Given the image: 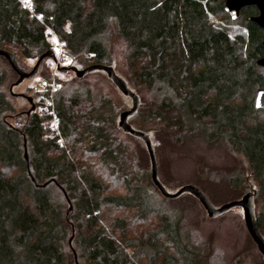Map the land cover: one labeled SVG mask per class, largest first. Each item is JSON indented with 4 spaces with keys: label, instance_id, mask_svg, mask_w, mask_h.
<instances>
[{
    "label": "trees",
    "instance_id": "16d2710c",
    "mask_svg": "<svg viewBox=\"0 0 264 264\" xmlns=\"http://www.w3.org/2000/svg\"><path fill=\"white\" fill-rule=\"evenodd\" d=\"M224 1L0 0V50L25 71L52 50L48 38L55 36L73 68L106 65L117 74L111 42H122L128 73L117 75L134 93L163 94L148 118L178 136L197 122L209 140L228 141L258 182L255 202L264 198V125L247 118L264 111L253 105L256 91L264 90V68L257 65L264 30L247 20L258 14L255 7L232 21ZM221 14V22H240L242 31L229 33L211 21ZM0 62V264H75L72 249L78 264H196L198 253L181 238L178 209L157 206L177 199L162 197L151 174L108 168L125 155L122 143L110 144L107 101L73 89L75 80L60 83L53 99L56 134L47 118L16 107L18 75L4 57ZM256 224L263 235L264 214ZM131 225L142 231L130 236Z\"/></svg>",
    "mask_w": 264,
    "mask_h": 264
},
{
    "label": "rangeland",
    "instance_id": "374dc122",
    "mask_svg": "<svg viewBox=\"0 0 264 264\" xmlns=\"http://www.w3.org/2000/svg\"><path fill=\"white\" fill-rule=\"evenodd\" d=\"M223 18L224 16L221 14L218 18L212 17L211 21L223 25L224 29L229 33L238 34L242 31L240 22H221ZM48 42L53 53L57 52V38L50 36ZM111 43L110 51L111 57L115 60L114 67L117 74L125 78L128 73L124 53L125 47L118 40ZM59 47L62 52L60 44ZM60 59L59 68L72 67L73 62L66 58L64 54ZM55 63L56 59L53 61L46 58L33 78L25 79L20 84L13 86L12 92L19 96L15 101L16 107L19 110L29 109L30 112L32 100L41 96L35 89L42 82H54L57 89L60 83L75 80L76 84L70 85L73 89L84 88V91H90L98 100L108 102L105 103L107 104V110L110 112L106 114V117L109 122H114L110 135L115 140L110 144L114 147L122 143L123 147L120 153L125 155V160L122 157L120 159L118 156L119 160L116 159V163L109 164L108 168L121 167L130 174L137 173L138 177L143 178L147 174L150 178V161L145 145L123 134L118 128L119 115L123 111L132 108L131 100L122 95L103 72H91L79 79L73 72L67 71L63 73L59 69L55 71ZM33 66L34 63L29 64L25 71L29 72ZM3 69L4 67L0 62V73ZM77 69L81 70V67L77 66ZM56 89L53 93V99ZM133 91L140 97V107L138 113L133 119L129 120V123L136 127L141 125L150 136L155 138L157 142L155 151L158 164L157 179L167 192L175 193L183 186L192 185L199 188L215 208H219L226 203L240 201L244 195L252 193L259 186L257 185L258 182L253 179L248 162L236 149L229 145L228 141L216 142V140H209L208 136H203L201 132L203 126L197 122L191 123L190 126L188 125L186 131L180 136L177 135L174 129L172 134H169L168 131L163 132L161 130L163 125L151 120L147 115L153 103H160L163 98L162 92L152 89L151 92L146 91L139 94L135 89ZM29 98H32L31 103L28 101ZM236 102L239 103L240 100ZM168 115L173 117L176 113ZM251 118H254V122L264 125V111H259L252 117H248L249 121L247 124L251 121ZM48 120L50 122V119ZM50 124L53 125L51 122ZM209 129L213 131L210 126ZM63 144L65 147V141ZM65 149L67 152V147ZM69 157L71 156L69 155ZM107 160H109L108 157ZM233 180L237 182L235 187L232 186ZM143 181L146 183L145 180ZM114 186H116V190L119 193L125 192L122 186ZM254 203L255 216L257 218L264 214L263 196H256ZM159 205L164 209H178L175 214H178V217L181 218V238L183 244L190 251L198 253L196 264H264V258L258 252L247 231H245L241 208L234 207L216 219H209L198 200L188 193H184L176 202L168 203L163 201L159 204L157 203V206ZM150 222L147 224V228H153L155 222ZM130 227V236L142 231L140 227H133L132 225Z\"/></svg>",
    "mask_w": 264,
    "mask_h": 264
},
{
    "label": "water",
    "instance_id": "95a60500",
    "mask_svg": "<svg viewBox=\"0 0 264 264\" xmlns=\"http://www.w3.org/2000/svg\"><path fill=\"white\" fill-rule=\"evenodd\" d=\"M250 6L255 7L258 11V14L256 16L248 18L247 20L253 22L259 28L264 30V0H225L223 10L226 14H228V16L232 21H235L239 19L241 10L244 9L245 7H250ZM262 46L264 48V42L262 43ZM0 57H4L11 66V68L13 69V71L18 75V80L16 81L15 85L20 84L25 79L33 78L37 74L41 61H43L44 59L49 58L53 61L55 60L53 51L49 50L37 60L32 70L27 73L18 67L15 58L13 57V55L9 54L8 52L0 50ZM257 65L259 67L264 68V57L257 61ZM59 71L63 73H66L67 71L73 72L77 78H83L85 75L96 71L105 73L106 76L112 81V83L118 89V91L125 97L129 98L132 102V108L126 112H122L119 115L118 127L124 133L137 137L144 142L147 150L146 152L148 153L151 164V181L153 185L156 187V190L159 191L158 193H160L162 197L168 200L178 199L184 193H188L192 195L194 198L198 200V203H200V205L203 207L209 219H216L234 207L241 208L243 211L242 217L246 228L245 231H247L252 242L256 245L258 252L261 254L262 258H264V237L261 234V232L258 230L256 224L255 204H254L255 192L244 195L240 199V201L237 200V201L229 202L220 206L219 208H215L213 204H211L209 200L205 197L202 191H200L199 188L192 185L183 186L175 193L167 192V190L157 179L158 178L157 162L154 153L155 151L153 149V145L151 143L149 135L134 130L130 125H128L129 123L127 122L128 117L133 116L137 111L139 106V98L134 92H132L128 88L127 84H125V81L115 73L113 67L106 65H94L85 68L83 70H78L77 68H73V67L72 68L62 67L59 68ZM28 101L31 103V99H28ZM253 105L256 110H264V90L259 89L256 91ZM32 110L33 107H31L30 111ZM24 157L25 159H27L26 151L24 152ZM63 193L65 195V192ZM71 240L72 237L69 240V247L72 249ZM72 253L74 256L75 264H78L77 255L73 249H72Z\"/></svg>",
    "mask_w": 264,
    "mask_h": 264
},
{
    "label": "built area",
    "instance_id": "2783aa9c",
    "mask_svg": "<svg viewBox=\"0 0 264 264\" xmlns=\"http://www.w3.org/2000/svg\"><path fill=\"white\" fill-rule=\"evenodd\" d=\"M58 42V41H57ZM56 63H55V71L59 69L61 61L60 58H62L63 54L61 52V49L59 47L58 43V51L54 53ZM57 56V58H56ZM38 88L35 89V91L41 95L38 96L35 100H32V107L33 113H36L39 117H45L50 119V122L53 123V127L57 131V134H59L58 127H57V115L55 111V107L53 104V93L55 92L56 85L54 82H42ZM45 93L44 95H42ZM60 143L63 144V140L60 139Z\"/></svg>",
    "mask_w": 264,
    "mask_h": 264
},
{
    "label": "snow or ice",
    "instance_id": "6c2138e0",
    "mask_svg": "<svg viewBox=\"0 0 264 264\" xmlns=\"http://www.w3.org/2000/svg\"><path fill=\"white\" fill-rule=\"evenodd\" d=\"M28 6H30V4Z\"/></svg>",
    "mask_w": 264,
    "mask_h": 264
}]
</instances>
